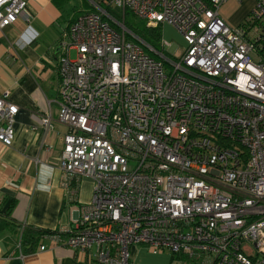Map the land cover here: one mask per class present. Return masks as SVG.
<instances>
[{
	"label": "built area",
	"instance_id": "obj_1",
	"mask_svg": "<svg viewBox=\"0 0 264 264\" xmlns=\"http://www.w3.org/2000/svg\"><path fill=\"white\" fill-rule=\"evenodd\" d=\"M224 1L107 3L149 28H175L185 46L173 57L100 5L62 33L58 165L65 180L90 179L92 194L73 227L43 234L53 246L91 264H130L134 245L181 264H264V27L249 33L264 0L238 26L219 16ZM31 18L28 0H0V28ZM9 95L0 93L4 146L18 111ZM38 124L52 128L49 112Z\"/></svg>",
	"mask_w": 264,
	"mask_h": 264
},
{
	"label": "crops",
	"instance_id": "obj_2",
	"mask_svg": "<svg viewBox=\"0 0 264 264\" xmlns=\"http://www.w3.org/2000/svg\"><path fill=\"white\" fill-rule=\"evenodd\" d=\"M111 1L28 0L32 15L28 26L17 20L0 28V93L8 89L9 100L18 107L13 142L10 146L0 143V264H91L81 252L53 246L43 235L36 244L26 242L23 231L29 227L51 232L73 227L79 205L91 198L92 181L65 180L58 165L68 128L57 119V59L62 33L75 18ZM253 6L254 0H225L218 13L230 26H238ZM161 28L173 29L168 24ZM64 40L69 42L68 37ZM180 42L182 47L175 55L185 46L182 38ZM47 112L52 128L45 131L38 120ZM33 126L37 128L32 130ZM130 264L181 263L168 251L155 253L134 245Z\"/></svg>",
	"mask_w": 264,
	"mask_h": 264
},
{
	"label": "rangeland",
	"instance_id": "obj_3",
	"mask_svg": "<svg viewBox=\"0 0 264 264\" xmlns=\"http://www.w3.org/2000/svg\"><path fill=\"white\" fill-rule=\"evenodd\" d=\"M111 8L113 9V11L117 14L121 15V9L112 5ZM248 16V15H247ZM124 21L125 22V27L130 30L131 32H137L139 33L141 30H144L145 28H149L146 26L145 21L137 18L136 16L132 15L131 13H126L125 17L123 19H119V21ZM247 17L242 21V23H246ZM253 27H255L254 29H252ZM258 27H264V21L261 24H255L254 26H252L251 30H250V36H254L255 35V31ZM180 34L179 32L173 28H164L161 29L160 32V40L158 42H153L150 41L151 43L149 45H152L153 47H155L157 50L164 52V54H167L171 57L175 56V53L178 49H180L182 47V44L180 42ZM170 40V46H172V48H170L169 46H163L161 45V40ZM171 49V50H169ZM146 50L154 55L153 52L149 51V49L146 47ZM172 51V52H171ZM70 57L74 58L75 57V51L71 50L70 51ZM168 69V68H167Z\"/></svg>",
	"mask_w": 264,
	"mask_h": 264
},
{
	"label": "trees",
	"instance_id": "obj_4",
	"mask_svg": "<svg viewBox=\"0 0 264 264\" xmlns=\"http://www.w3.org/2000/svg\"><path fill=\"white\" fill-rule=\"evenodd\" d=\"M100 7H102L111 17L115 18L116 20H119L120 18L123 19V16L120 15V14L115 13L110 6H108V5H101L100 4ZM124 24H125V22H124ZM113 26H115V25L113 24ZM161 29H162L161 27H157V28H145L144 30H141L139 33L135 32V31L132 32V33L135 36H137L139 39H141L142 41H144L145 43L150 44L151 43L150 41H152V40H153V42H158L160 40V32H161ZM150 46H152V45H150ZM159 52H162V51H159ZM162 53H164V52H162ZM50 232L51 231H49V230H45V229H41V228H30L29 227V228H25L24 229V231H23V237H24V239H25L26 242H31L33 244H36L37 241L39 240V238L43 234L50 233ZM177 257L173 256V259H175ZM187 263L193 264L191 262H187Z\"/></svg>",
	"mask_w": 264,
	"mask_h": 264
}]
</instances>
